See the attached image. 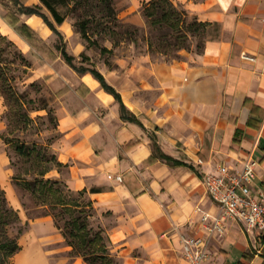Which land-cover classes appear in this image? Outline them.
Masks as SVG:
<instances>
[{
    "label": "crops",
    "instance_id": "obj_1",
    "mask_svg": "<svg viewBox=\"0 0 264 264\" xmlns=\"http://www.w3.org/2000/svg\"><path fill=\"white\" fill-rule=\"evenodd\" d=\"M19 1L42 5L54 21L41 0ZM172 1L199 21L219 25L220 34L208 37L202 52L186 51L184 58L119 59L118 80L100 70L141 123L121 117L120 103L100 81L97 89L84 86V103L56 107L59 137L52 147L62 166L47 175L92 202L97 225L121 264H188L182 237L206 235L198 208L214 215L221 211L203 179L221 164L241 167L247 158L257 159L256 186L264 193V0ZM65 24L67 19L56 24L62 33ZM0 33L24 53L38 51L56 34L41 16L12 13L2 0ZM7 110L0 92V184L29 228L19 234L21 249L12 264L22 253L29 263L51 264L40 232L55 229L58 241L66 239L52 214L32 217L15 189V169L2 137ZM155 142L183 163L154 156ZM31 201L32 208H45ZM209 246L212 255L205 264H264V236L254 239L237 222L229 223L224 236L210 238ZM71 249L66 243L63 251ZM75 259L73 264L81 263L80 256Z\"/></svg>",
    "mask_w": 264,
    "mask_h": 264
},
{
    "label": "rangeland",
    "instance_id": "obj_2",
    "mask_svg": "<svg viewBox=\"0 0 264 264\" xmlns=\"http://www.w3.org/2000/svg\"><path fill=\"white\" fill-rule=\"evenodd\" d=\"M2 2L10 12L19 11L16 0H2ZM98 2L99 0H85L78 4L61 30L65 36L68 51L77 56L75 63L78 66H95L96 69L114 74L116 80L119 79L117 68L119 59L124 57L133 59L143 55L154 60L184 58L186 51L202 52L208 37L220 34L219 25H211L207 31H203L201 27L197 30L189 27L188 24L194 22L197 17L174 2L177 10L185 11V14H180V17L186 19V26L176 32L165 24L152 23L145 13L146 1L115 0V8L118 12L117 21L110 19L106 9L101 10L102 6H98ZM75 3L76 0H70V6ZM63 10H67V8ZM85 16H90L93 19L89 28L92 37L101 46L111 48L112 53L103 54L97 45L87 46L86 40L81 36L76 25L78 19ZM111 28L115 32H111ZM58 41V36L52 34L51 39H47L45 45L32 53H24L15 42L14 46L8 45L7 42L1 44V48L5 49L4 53L0 54L3 64L1 66L10 80L9 83L14 92L9 100L10 106L7 105L8 130L5 134L13 140V144H8V155L15 173L19 168V173H24V177L28 180H34L38 171L45 167L51 169L56 167L57 159L52 147L53 142L59 137L56 107H64L72 103L79 105L85 102L81 98V91L84 86H87L85 75L90 73L83 75L72 68L57 48ZM150 43L153 44L151 48ZM82 54L88 59L83 60ZM0 84H2L1 80ZM20 143H25L29 148L34 146L33 154L20 155L16 150V145ZM37 151H40L43 157L38 158ZM48 178L54 177L49 175ZM16 184L15 189L18 192L20 190L19 195L25 199V204L27 208H30L29 213L32 217L52 212L47 207L32 208L31 200H34L35 204H39L37 198L30 191L20 185L17 187ZM88 211L92 213L90 227L94 232H102L105 243L109 246V252L116 257L111 251L108 236L104 234L101 225H97L94 209L91 211L88 209ZM56 220L64 228L65 222L70 220V216L62 213ZM6 228L12 237L20 236V228L24 231L29 229L22 220L11 222ZM42 229L38 228L37 231ZM64 230H61L63 234ZM56 233L55 229L40 232V236L43 238L41 240L43 241L41 243L42 250L50 258L51 264H73L76 254L63 251L67 239L58 241ZM54 252L57 254L50 256ZM80 257V264H89L82 256ZM116 259L121 264L120 259L117 257ZM13 260L11 258L3 264H12Z\"/></svg>",
    "mask_w": 264,
    "mask_h": 264
},
{
    "label": "trees",
    "instance_id": "obj_3",
    "mask_svg": "<svg viewBox=\"0 0 264 264\" xmlns=\"http://www.w3.org/2000/svg\"><path fill=\"white\" fill-rule=\"evenodd\" d=\"M85 0H76L73 6H70V0H41V3L50 11L53 15L54 21L43 11L42 5L27 6L22 4L19 0H16L19 6V11L27 14H37L41 16L44 21L53 29L57 34L59 41L57 48L61 51L65 61L78 73L86 74L91 73L98 81H100L102 87L111 95L113 94L116 100L120 103L121 117L123 119L132 120L141 123L134 114H132L124 103L120 92L109 83L104 74L96 69L95 66H78L75 63L77 56L71 54L67 49V44L63 33L58 29L56 24H62L69 18L70 14L75 10L78 4H81ZM98 6H102V9H106L107 15L114 21L118 20L115 0H99ZM67 8V10H63ZM145 13L151 19L152 23L156 25L165 24L172 31L176 32L186 26V19L180 17V14H185L177 10L172 0H150L145 5ZM90 16L79 18L76 22L78 31L81 36L86 40L87 46H99L103 54L112 53V49L107 46H101L99 42L94 39L89 31L90 24L92 22ZM117 25V22H116ZM189 27L197 30L203 28V31H207L211 25H217L210 22L199 21L197 18L194 22H190ZM24 26H22L23 30ZM190 29V28H189ZM111 32H115L111 28ZM7 42L8 45H15L7 36L0 33V54H3L5 49L1 48V44ZM206 42V41H205ZM153 44L150 43V48ZM205 47L203 45L202 51ZM22 53V52H21ZM83 60L88 59L87 56L82 54ZM2 61L0 59V92L5 98L6 104L10 106V97L13 96V87L9 83V78L5 74V70L2 67ZM11 124V122H10ZM7 144H13V140L9 139L6 134L2 136ZM35 147L29 148L25 143L16 145V150L20 155L33 154ZM154 156L166 160L170 164H182L183 161L178 160L166 154L162 151L157 142L154 143ZM36 156L38 158L43 157L40 151H37ZM42 160V159H41ZM57 166H62V163L56 162ZM51 170L49 167H45L38 171V174L34 180H28L24 177V173H19V168L13 176V181L24 189L30 191L35 196L40 205H43L52 212H46L52 214L55 218L56 225L61 230H64V236L67 239L68 245L72 247L71 253L76 256H82L89 264H119V261L109 252V246L105 243V237L102 232H94L90 227V217L92 213L88 209L93 210L94 207L91 201L82 199L83 192L74 193L67 188L64 182L58 179L46 177L47 173ZM65 213L70 216V220L65 222L64 228L61 227L57 218L60 214ZM20 220L18 212L12 208L7 200L6 191L0 184V264L6 262L15 257L16 253H19L21 246L18 241V237H12L8 234L6 226L11 222H18ZM22 228L19 229V234L23 233Z\"/></svg>",
    "mask_w": 264,
    "mask_h": 264
},
{
    "label": "built area",
    "instance_id": "obj_4",
    "mask_svg": "<svg viewBox=\"0 0 264 264\" xmlns=\"http://www.w3.org/2000/svg\"><path fill=\"white\" fill-rule=\"evenodd\" d=\"M243 57L251 62L256 59L245 52ZM258 168V160L249 157L241 167L221 164L215 171L205 173L204 183L221 211L214 215L198 208L206 235L182 237L188 264H205L210 260L209 239L224 236L231 222L241 224L254 239L264 236V193L256 186Z\"/></svg>",
    "mask_w": 264,
    "mask_h": 264
},
{
    "label": "bare ground",
    "instance_id": "obj_5",
    "mask_svg": "<svg viewBox=\"0 0 264 264\" xmlns=\"http://www.w3.org/2000/svg\"><path fill=\"white\" fill-rule=\"evenodd\" d=\"M31 22L34 25L37 24V21L35 19H33ZM85 81L92 88H94V89L99 88V84L100 83H99V81L92 74L85 75ZM100 94H101L102 97H104V98L107 99V97H106V95L104 94L103 91H101ZM16 263L17 264H41L38 261L29 263L28 262V259L25 257V253H22L21 255H19V257H17Z\"/></svg>",
    "mask_w": 264,
    "mask_h": 264
}]
</instances>
